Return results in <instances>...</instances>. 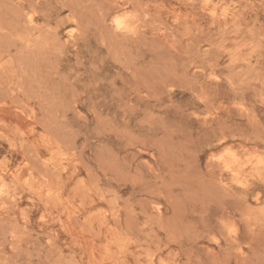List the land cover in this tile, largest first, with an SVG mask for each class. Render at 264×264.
Segmentation results:
<instances>
[{
	"label": "rangeland",
	"instance_id": "obj_1",
	"mask_svg": "<svg viewBox=\"0 0 264 264\" xmlns=\"http://www.w3.org/2000/svg\"><path fill=\"white\" fill-rule=\"evenodd\" d=\"M0 264H264V0H0Z\"/></svg>",
	"mask_w": 264,
	"mask_h": 264
},
{
	"label": "bare ground",
	"instance_id": "obj_2",
	"mask_svg": "<svg viewBox=\"0 0 264 264\" xmlns=\"http://www.w3.org/2000/svg\"><path fill=\"white\" fill-rule=\"evenodd\" d=\"M210 12V11H209ZM212 14V13H211ZM214 14V13H213ZM220 161V160H219ZM232 164V163H231ZM241 178V177H240ZM240 181V180H239ZM247 181V180H246ZM247 183V182H246Z\"/></svg>",
	"mask_w": 264,
	"mask_h": 264
}]
</instances>
